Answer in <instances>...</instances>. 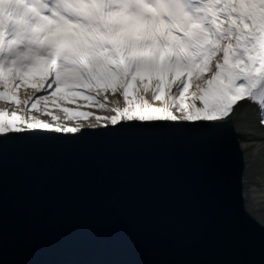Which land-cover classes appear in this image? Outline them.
<instances>
[{
  "label": "water",
  "instance_id": "1",
  "mask_svg": "<svg viewBox=\"0 0 264 264\" xmlns=\"http://www.w3.org/2000/svg\"><path fill=\"white\" fill-rule=\"evenodd\" d=\"M263 180L248 99L214 122L0 134V264H264Z\"/></svg>",
  "mask_w": 264,
  "mask_h": 264
},
{
  "label": "snow or ice",
  "instance_id": "2",
  "mask_svg": "<svg viewBox=\"0 0 264 264\" xmlns=\"http://www.w3.org/2000/svg\"><path fill=\"white\" fill-rule=\"evenodd\" d=\"M45 13L51 20L70 19L79 26V38L45 39L51 30ZM42 68L43 75L30 74ZM60 69L72 72L61 75ZM142 73L150 74V89ZM75 84L89 85L82 90L101 108L107 94L123 97L125 106L111 101L116 115L104 118L112 125L119 119L214 122L245 99L258 106L264 124V0H0V101L7 104L0 106V134L19 132L21 126L77 132L80 126L53 124L32 114L38 104L62 99L55 89L75 91ZM155 101L160 104L154 106ZM7 108L13 109V119ZM47 115L59 120L52 112Z\"/></svg>",
  "mask_w": 264,
  "mask_h": 264
},
{
  "label": "bare ground",
  "instance_id": "3",
  "mask_svg": "<svg viewBox=\"0 0 264 264\" xmlns=\"http://www.w3.org/2000/svg\"><path fill=\"white\" fill-rule=\"evenodd\" d=\"M118 15H122L123 18L126 17L127 14L125 13H118ZM129 17V15H127ZM131 17V16H130ZM129 17L128 20H132L131 18ZM64 19L61 18L59 20H56V22H62ZM69 27H71L70 29L72 30V32H76L75 29H77L79 26L76 25L74 22L71 21V23H69ZM160 26L161 27H164L165 24L164 22L162 21L160 23ZM134 27V26H133ZM12 70L8 71V75L10 77V73H11ZM44 74V69H43V72L41 75ZM180 72L177 73V76H179ZM38 75V74H36ZM8 77V78H9ZM146 78L148 79V87L149 89L151 88V77H150V74H146ZM6 86H7V82H6ZM133 88H134V85H133ZM133 88L131 90L128 89L129 91V96L130 98L133 99V106H135L138 110L139 108V104L138 102L135 101L134 99V93H133ZM55 89V88H54ZM162 89H163V85H162ZM53 89H49V92H51ZM58 93H63V97L61 100L57 101L56 103H52V102H47L46 106L45 104H38L36 108H33L32 110V114L34 115H37L39 116L40 119H43V120H47L53 124H56V123H59L61 124L62 126H67V127H77V126H80L78 127V129L82 128V127H96V126H102V125H105V124H111L110 122H105L103 124H98V121H97V117H106L108 116V114H106L105 112V109H101V111H99L98 113H95L93 112V115L91 118H84L85 116V113H88V110L84 109L83 105H82V102H78V101H75V103H73L70 107V99L68 97V94H66L64 92V90H62L61 88L59 89H55ZM18 92H21L22 93V89H18L17 90ZM42 93H37V95H41ZM108 95V101L106 102L112 109V104H111V101H116L118 102V105L122 108L124 107V101H123V97L120 96L119 94H115V95H111V94H107ZM145 98H149L150 96V92L149 93H145ZM159 95L161 97H163L164 95V92L163 90L159 93ZM241 102V101H240ZM240 102L237 103V105H235L234 107H239L240 105ZM31 101L29 102V106L31 105ZM185 103H187V101H185ZM160 104V101H155L154 102V106H158ZM197 105L199 106V101L197 102ZM0 106H5L7 107V104L6 102L4 101H0ZM73 107H79V110H80V114H81V118L79 119H74L72 117V115L70 114V108L73 109ZM37 109H39L40 111H37ZM100 110V109H99ZM13 109L12 108H7V112H8V118L9 119H12L13 117L11 116V113H12ZM48 112H52L53 115L55 116H58L59 117V120H52V117L51 116H48L47 113ZM90 113V112H89ZM110 114L111 115H115L116 113L113 112L112 110L110 111ZM177 115H179V113H175ZM23 115V113H20L19 111H17V116H21ZM154 115H157V116H163L164 114L162 113H154ZM233 115V111L229 114V116H232ZM83 117V118H82ZM27 119V117H25ZM121 120V119H119ZM21 129H26V127H21ZM51 129H55L54 127L51 128ZM263 192H264V180H263ZM263 204H264V200H263Z\"/></svg>",
  "mask_w": 264,
  "mask_h": 264
},
{
  "label": "rangeland",
  "instance_id": "4",
  "mask_svg": "<svg viewBox=\"0 0 264 264\" xmlns=\"http://www.w3.org/2000/svg\"><path fill=\"white\" fill-rule=\"evenodd\" d=\"M213 11L218 12L220 10L216 9V10H213ZM110 15H112L113 17H122V15H118V13H112ZM129 17L126 15V17L124 19L128 20ZM44 18H45L47 24L51 26V30L47 31L45 39H55V40H59V41H62V42H67V41H71L73 39H78L79 38V33L77 31L76 32H72V30L70 29L71 27H69V25H70L69 23H71L70 19L63 18L64 20L62 22H56L54 20L48 19V14L47 13H45ZM130 18L134 19V17H132V16ZM138 25H139V22H138L137 25H133V26L136 27ZM170 38L174 39V37H170ZM157 50H158V46H157ZM24 55H27V53H25ZM36 59L41 61L42 64L48 63V61H47V59L45 57H39L38 56V57H36ZM10 70H12L11 67L8 68V69H5V83L8 82V79H9L8 77L9 76H7V75L9 73L8 71H10ZM33 72H34V74L41 75L42 72H43V68L41 70H39V71L30 70V74L33 73ZM59 72H60L61 75H63V74H71L72 70L71 69H60ZM177 73H179V69H177ZM146 74L147 73H142V75H144L145 77H146ZM72 87H74L76 90L75 91H68L66 86H61L60 88L62 90H64V92L66 94H68V97L70 99L69 100L70 101V107L73 106L72 104L75 103V101L82 102V105L84 106L83 108L88 110V113H85V115H84L85 117L84 118H87V119L91 118L92 115H93V112L98 113L99 111H101V109H105L106 114H108V116H106V117L113 116V115L110 114L111 107L106 102H105L106 106L104 108H101L99 106V104L96 103V100L93 99V96H92V94L90 92L82 90V89L90 87L89 85H87V84H75V85H72ZM53 88H55V86H53ZM132 88H133V85L130 84L129 85V90H131ZM97 99H99V97H97ZM29 107H31V105ZM69 111H70V114L72 115V117L74 119L81 118L79 107H75V108L73 107V109L70 108ZM106 117L101 116L100 117L101 119L99 121L97 120L98 124H103L105 122L108 123L109 121L104 119Z\"/></svg>",
  "mask_w": 264,
  "mask_h": 264
}]
</instances>
